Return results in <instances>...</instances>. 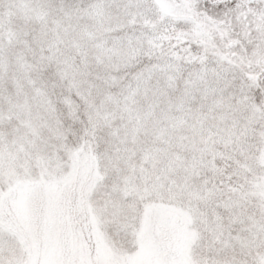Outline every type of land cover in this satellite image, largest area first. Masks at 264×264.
I'll use <instances>...</instances> for the list:
<instances>
[{"label":"snow or ice","instance_id":"obj_1","mask_svg":"<svg viewBox=\"0 0 264 264\" xmlns=\"http://www.w3.org/2000/svg\"><path fill=\"white\" fill-rule=\"evenodd\" d=\"M0 264H264V0H0Z\"/></svg>","mask_w":264,"mask_h":264}]
</instances>
